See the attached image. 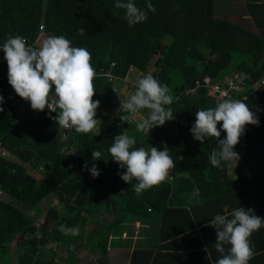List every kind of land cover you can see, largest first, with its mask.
I'll return each mask as SVG.
<instances>
[{
	"label": "trees",
	"instance_id": "16d2710c",
	"mask_svg": "<svg viewBox=\"0 0 264 264\" xmlns=\"http://www.w3.org/2000/svg\"><path fill=\"white\" fill-rule=\"evenodd\" d=\"M258 1H246L256 34L215 18L216 0H134L146 11L150 2L156 11H148L147 19L133 26L125 19V11L115 8L116 0H0V46L9 35H20L32 46H39L48 36L63 35L73 47L89 50L96 74L111 69L113 64L111 73L118 90L121 87L117 82L135 71L141 77L151 74L166 84L174 97L170 105L173 120L149 133L138 131L134 124L123 125L127 128L124 131L136 139L135 147H168L176 162L169 179L137 194L133 190L136 181L127 184L120 178L118 173L126 168H120L108 151L123 127L116 125L119 115L114 119V97L106 79L96 75L94 80L93 100L100 101V134L73 133L63 139L59 126L45 118L44 111L33 116L24 109L22 116L18 114L21 98L11 92L14 89L8 83L7 62L0 51V95L4 97L0 104V146L9 155L0 156V189L10 198L9 202L0 199V255L10 254L9 244L17 236L28 238L16 244L12 257L17 264H56V250L46 249L49 244L58 245L70 255L74 254L72 245L95 253L98 244L106 253L112 226L100 219L101 212L114 215L118 224L127 217L142 221L157 212L162 215L163 232L169 220L174 228L171 235L185 238L196 235L191 218L196 210L205 214L199 222L209 223L215 215L240 206L254 209L251 205L260 199L264 217V85H260L264 80V24L256 18V12H264V3L259 5ZM234 73L248 78L230 98L246 96L243 101L259 117L258 126H245L234 148L241 157L237 170L246 169L248 174L245 177L241 173L237 179L228 174V162L219 168L211 165V151L219 150L215 137L201 144L192 140L189 132L196 111L215 107L225 98L210 86L224 84ZM205 79L210 80V86L204 85ZM196 81L200 87L196 88ZM135 88L132 86V93ZM138 114L144 119L147 110ZM225 137L221 131L220 139ZM73 149L75 155L70 154ZM93 150L100 151L103 159L92 160ZM93 164L98 166V177L89 171ZM194 191L196 202L190 203L188 197ZM47 198L57 200L60 207L49 208L36 227L34 218L26 212L38 210ZM61 224L77 227L79 235L64 234L59 230ZM88 224L92 227L86 229ZM200 254L214 264L222 255L212 243H207ZM159 258L148 264H160L155 262ZM131 261H136L134 252Z\"/></svg>",
	"mask_w": 264,
	"mask_h": 264
},
{
	"label": "clouds",
	"instance_id": "9594fccd",
	"mask_svg": "<svg viewBox=\"0 0 264 264\" xmlns=\"http://www.w3.org/2000/svg\"><path fill=\"white\" fill-rule=\"evenodd\" d=\"M114 6L125 11L129 26L144 22L148 11H156L150 2L146 11L138 7L134 0H116ZM0 51H3L7 62L8 83L19 97L30 102L32 110L43 112L47 107L50 112L56 113L52 119L59 127L73 128L78 133L100 134L102 121L96 118L100 101L93 100L97 74L88 49L73 47L63 35L48 36L39 46L29 45L20 35H9L0 46ZM3 102L4 97L0 95V104ZM173 102L169 87L153 75L146 74L137 81L135 91L120 100L118 115L121 125L130 123L134 114L147 110L145 118L137 122L136 128L149 133L150 129L163 126L166 121L175 118L170 107ZM0 111H3L2 107ZM248 124L258 126V115L243 100L225 96L215 107L196 111L190 132L201 144L209 137L218 140L219 150L213 149L209 160L213 167L219 168L223 162L237 164L241 159L234 148ZM221 131L226 133L224 139H220ZM135 145L136 139L123 131L113 138L108 151L120 168H126L122 174L118 173L120 178L127 184L135 180L133 190L142 194L169 179L176 162L168 147L160 150L152 145L148 149ZM70 154L75 155L76 149ZM91 158L94 161L103 159L102 153L93 150ZM89 171L93 177L100 175L95 164ZM205 226L216 230L215 249L222 254L216 264H249L255 256L250 237L264 227V217L257 216L254 209L240 206L230 213L215 215ZM59 230L66 235H79L75 226L61 224ZM226 246H229L227 250Z\"/></svg>",
	"mask_w": 264,
	"mask_h": 264
},
{
	"label": "crops",
	"instance_id": "0c3cea01",
	"mask_svg": "<svg viewBox=\"0 0 264 264\" xmlns=\"http://www.w3.org/2000/svg\"><path fill=\"white\" fill-rule=\"evenodd\" d=\"M246 1L247 0H241L242 7L245 11L243 18H242L244 19L243 25L241 24L240 25L237 24V25L241 26L242 28L252 33L258 34V30L255 28L254 23L246 9ZM232 2L233 0H229V8ZM216 3H217V0H216ZM263 3H264V0L258 1L259 5ZM234 6L235 5H233V13L236 14ZM256 18L259 20L261 24H264V12H261V11H259V13L256 12ZM229 21L231 22L230 19ZM18 106L21 109L18 112V114L22 116L21 113L24 111V107H23V102L21 99L18 100ZM137 115H140V114H134L132 118L137 117ZM125 124L127 126L134 124L136 127L137 123L135 122V120L132 119L130 123H125ZM126 125L125 127L124 125H122L123 128L122 127L121 128L123 131L127 129ZM227 170H228V174L233 179H237V177H239L241 173H243L245 177L248 175L246 169H242V171L239 172L237 170V164H235L234 162L232 166L230 164H227ZM37 177L40 180L41 177L39 175ZM196 196H197V191H194L188 197V202L195 203ZM56 202L57 200L55 199H50V198L43 199L40 203V206L38 207V210L37 209L31 210V211L27 210L26 212L27 215L31 218H34L36 227H38L43 222L45 214L49 208L59 209L60 205L57 202L58 207L55 206ZM260 203L261 201L260 199H258L254 201V203L251 206H254L255 214L257 216L263 217V211L261 209ZM44 204L49 205L45 213L43 210H41ZM230 212L231 211H229V213ZM106 215L113 216L112 218L113 220L111 222H108V220L104 218L106 222L109 224V226H112L109 232L108 238L105 236L102 239L104 240L107 238L108 240L106 253H104L103 250L100 249L99 246L97 247L96 249L97 251L95 253H91L89 249L86 247L80 248V250H86L87 252L89 251L90 254L95 256L94 258L91 259V262L89 264H111V262L108 261V259L105 257V255L107 254L110 255V252H115L114 256L112 257H118L119 260L123 261V264H148V263H151L154 258H159V257L160 258L158 260H155V262H159L160 264H210L207 260H209L211 264H214L211 258L205 259L200 254L202 249H207V243L215 244V239H216L215 228L205 226L207 224H210V222L209 223H206L204 221L199 222V220L205 217V214L203 211L196 210L195 216L191 214V218L194 224V228L192 229V231L195 232L196 234L195 237H192V238H185V236H181V235H176V236L171 235V233H174L173 232L174 228L169 220L164 225V228H163L165 230L164 231L165 233H164L163 230H161L162 229V215L157 212H152L149 216L145 217L142 221L136 219L135 217H127V218H124L119 224L116 221V217L114 215H110V214H106ZM114 232L115 234H117L116 236H119L118 241H116V243L118 244V245L116 244L117 246H114L113 243L111 242V240L113 241V238L116 237V236L114 237L115 235L113 234ZM125 238L129 239V241L125 242L124 240ZM15 239H17V242L28 240V238H25L22 236H17ZM250 241L254 249L255 256L249 261V264H264V227L254 232L252 236L250 237ZM50 247H53V249L56 250V247H59V246L56 244H49L48 246H46V249ZM228 247L229 246H226V250ZM62 251L65 252L64 256H59L58 253L55 252L56 254H55L54 260L56 264H67V262L71 264H75V263L85 264L79 261L78 259L75 260L74 258L71 259L70 257L67 258L68 255L70 256V254H68V251H64V250ZM133 252L136 253L135 263L131 261ZM99 253H101L102 255L101 254L98 255ZM147 254H150V257L147 256ZM47 255L49 257L51 256L50 253ZM123 256L126 260L123 258ZM66 260H69V261H66Z\"/></svg>",
	"mask_w": 264,
	"mask_h": 264
},
{
	"label": "rangeland",
	"instance_id": "374dc122",
	"mask_svg": "<svg viewBox=\"0 0 264 264\" xmlns=\"http://www.w3.org/2000/svg\"><path fill=\"white\" fill-rule=\"evenodd\" d=\"M233 5H235L234 9H235L236 14L233 13ZM244 13H245V11H244V9L242 7L241 0H235V1L233 0V2L230 5V8H229V0H217L214 17L215 18H219V19H225V20H228V21L230 19L231 22H233L235 24L243 25L244 19H242V18H243ZM150 70H151V67L149 68V71ZM147 73H149V72H147ZM140 75L141 74L136 72V71H135V73H131L130 72L128 74V78H127V83L126 84L122 80L117 82L118 85L121 87L120 88V94H119L120 99H124V98H126V97H128V96H130L132 94L133 82L135 81L136 77L137 76L139 77ZM142 119L143 118H141L140 115H137V117L133 118V120H135L136 123L139 122ZM228 164H230L232 166L233 162L232 161H228ZM2 193H3V191H2ZM0 199L8 201V202L10 201V198L7 197L6 195H4V193L0 197ZM13 203L15 205L16 202H13ZM16 205L18 207H21V206H19V203H17ZM48 206L49 205L44 204V206H43V208L41 210H43L44 213H45L47 208H48ZM55 206L58 207V203L57 202L55 203ZM103 218L108 220V222H111L113 220L112 219L113 216H107L104 212H101L100 213V219H103ZM91 227H92V225L88 224V226L86 228L89 229ZM113 234H115V232ZM116 235L117 234H115L114 237ZM118 239H119V236H116L115 238H113V241L111 240V242L113 243L114 246L118 245L116 243V241H118ZM124 240H125V242L129 241V239H127V238H125ZM16 242H17V239H15L12 243H10V245H9L10 254L8 256L7 255H0V264H17L15 258L12 257L14 255V251L16 249ZM96 246L98 247L100 245L97 244ZM70 248L72 250H74V254H75V255H73L72 252H71V255H70L71 259H73V258L75 260L78 259L79 261H81V262H83L85 264H89L91 262V259L95 257L92 254H90L89 251L87 252L86 250H80V248H75V245H72ZM56 252L58 253L59 256H64L65 255V252H63L60 247H56ZM100 254L101 253H99L98 255H100ZM114 254H115V252H110V255L107 254V255H105V257L108 259V261L111 262V264H123V261L119 260L118 257H112V256H114ZM123 258H124V256H123Z\"/></svg>",
	"mask_w": 264,
	"mask_h": 264
},
{
	"label": "built area",
	"instance_id": "2783aa9c",
	"mask_svg": "<svg viewBox=\"0 0 264 264\" xmlns=\"http://www.w3.org/2000/svg\"><path fill=\"white\" fill-rule=\"evenodd\" d=\"M39 29L42 30L43 29V25H41L39 27ZM112 67H113V64H111V69H112ZM111 69L106 70V71H104V70L101 69L100 72L97 74V76L104 77L106 79V81L109 83V90H110L111 94L114 97V100H113V102H114L113 104L115 106L114 107V119H116V118H118V109L120 107V100L121 99H120V96H119L120 90H118V88H117V86L115 84L116 77L111 73ZM140 78H142V77L141 76H139V77L137 76L136 77L135 81L133 82V87H136L137 81ZM247 78H248V76H246V75H244L242 73H234V74L230 75L229 77H227V79L225 80V83L224 84L217 82V83H214V84L211 85L209 79H205L203 82H204V85H206V86H210L211 85L210 87L214 91L219 92L222 96L231 97L232 93H235V92H237V91H239V90L242 89V87L244 86V83L247 80ZM123 82L125 84L127 83V77L123 80ZM200 85H201V83L199 81H196L195 82L196 88L197 87H200ZM260 85H262V86L264 85V80H260ZM11 92L12 93L13 92L15 93L14 90H12ZM245 99H246V96H243L241 98V100H245ZM21 100L23 102L24 109H28L29 110L28 112L31 115L34 116L37 113V111L32 110L31 105H30V102L29 101H26V100H24L22 98H21ZM50 102H53V99L52 98H50ZM53 106H55V105L53 104ZM56 111H57V109H56ZM21 114L23 115L24 114V111ZM43 115H44L45 118H49L52 121H54L52 119V117H54L56 115V113L55 112H50V110L46 107L45 110H44V114ZM132 117H131V120L133 119ZM96 118L100 120L99 117L96 116ZM34 119H36V117H34ZM125 123H128V122H124V124ZM116 125H117V127H121L122 126L121 125V122H120V119L119 120H116ZM59 128H60V132H61V135H62V138L63 139L67 138V136L69 134L78 133L73 128H62V127H59ZM191 128H189V131H190ZM92 134H94V133H92ZM191 139L192 140H195L193 138L192 134H191ZM0 156L1 157H4V158H7L9 156L7 150H5L1 146H0ZM2 195H3V193L0 190V197Z\"/></svg>",
	"mask_w": 264,
	"mask_h": 264
}]
</instances>
